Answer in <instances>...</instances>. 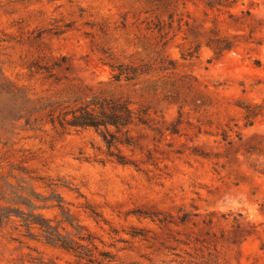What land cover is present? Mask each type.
Instances as JSON below:
<instances>
[{
	"label": "rangeland",
	"instance_id": "374dc122",
	"mask_svg": "<svg viewBox=\"0 0 264 264\" xmlns=\"http://www.w3.org/2000/svg\"><path fill=\"white\" fill-rule=\"evenodd\" d=\"M95 96L149 109L120 147L138 168L60 126ZM29 216L83 226L104 264H264V0H0V264H90Z\"/></svg>",
	"mask_w": 264,
	"mask_h": 264
},
{
	"label": "trees",
	"instance_id": "16d2710c",
	"mask_svg": "<svg viewBox=\"0 0 264 264\" xmlns=\"http://www.w3.org/2000/svg\"><path fill=\"white\" fill-rule=\"evenodd\" d=\"M205 7L217 11L221 8H231L237 3V0H202ZM206 46L213 52L215 58H220L225 52L231 51L236 47V44L228 37L222 36L219 30L211 29L210 36L206 41ZM198 47L192 50L188 48L184 57L192 58L197 53ZM115 68L112 71L115 72ZM123 73L119 71L114 74L115 80L121 79ZM71 115L68 118V115ZM152 117L149 109L137 105L127 99H111L92 97L86 103L81 104L77 108L63 113L59 119V124L62 128L73 129H94L101 136L108 149V155L122 165H134L139 167L137 163L127 159L121 152V146L131 148L135 152L137 149L143 150L139 144L129 135L128 127L132 124L142 125L146 128L155 130L151 125ZM110 128H114L112 132ZM117 150L113 152L112 149ZM67 217L68 213H61ZM28 225H37L41 230L43 238L47 243L58 246L63 250L73 253L79 259L85 260L90 264H104L110 260L111 256L108 252H98L97 247L93 243V238L90 234L81 235L84 227L73 225L72 221L62 220L59 224L68 222L75 231L74 234H62L59 232L58 226H52L50 221L36 216L32 221L30 216L26 219Z\"/></svg>",
	"mask_w": 264,
	"mask_h": 264
}]
</instances>
